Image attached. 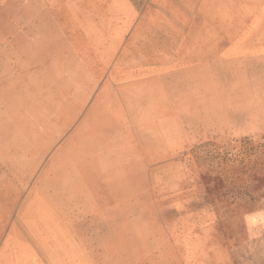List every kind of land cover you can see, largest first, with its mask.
I'll list each match as a JSON object with an SVG mask.
<instances>
[{
  "label": "rangeland",
  "instance_id": "rangeland-1",
  "mask_svg": "<svg viewBox=\"0 0 264 264\" xmlns=\"http://www.w3.org/2000/svg\"><path fill=\"white\" fill-rule=\"evenodd\" d=\"M1 248L264 264V0H0Z\"/></svg>",
  "mask_w": 264,
  "mask_h": 264
},
{
  "label": "bare ground",
  "instance_id": "bare-ground-1",
  "mask_svg": "<svg viewBox=\"0 0 264 264\" xmlns=\"http://www.w3.org/2000/svg\"><path fill=\"white\" fill-rule=\"evenodd\" d=\"M92 117V116H91ZM90 119H93V117L92 118H90ZM59 197H57V199H58ZM61 200V199H60ZM68 206V205H67ZM69 207V206H68ZM71 210V209H70ZM41 209L40 208H38V209H36V213H37V215L39 216V215H41ZM70 212V211H69ZM28 213V212H27ZM36 215V216H37ZM38 216L36 217V220H35V222H34V224H29L28 226H40V224H41V220L38 218ZM27 231L28 232H38L39 230L38 229H30V228H27Z\"/></svg>",
  "mask_w": 264,
  "mask_h": 264
},
{
  "label": "crops",
  "instance_id": "crops-1",
  "mask_svg": "<svg viewBox=\"0 0 264 264\" xmlns=\"http://www.w3.org/2000/svg\"><path fill=\"white\" fill-rule=\"evenodd\" d=\"M20 232H21V229H18ZM17 230V232L18 233H16L15 235H19V231ZM24 232H26L27 231V229H26V231L25 230H23ZM28 232V231H27ZM29 236H35V235H37L36 233H27ZM35 240V239H34ZM3 244H4V242H3ZM3 244H2V246H3ZM0 250H2V248L0 249ZM5 251L4 250H2L1 251V253H0V264H4L5 263V260H6V256H5Z\"/></svg>",
  "mask_w": 264,
  "mask_h": 264
}]
</instances>
